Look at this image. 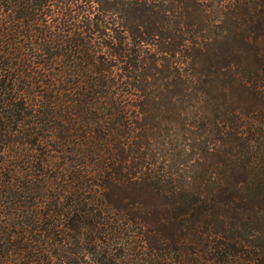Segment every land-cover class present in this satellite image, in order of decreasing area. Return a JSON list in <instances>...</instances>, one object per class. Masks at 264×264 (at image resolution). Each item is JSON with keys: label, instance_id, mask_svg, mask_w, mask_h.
Here are the masks:
<instances>
[{"label": "trees", "instance_id": "1", "mask_svg": "<svg viewBox=\"0 0 264 264\" xmlns=\"http://www.w3.org/2000/svg\"><path fill=\"white\" fill-rule=\"evenodd\" d=\"M0 264H264V0H0Z\"/></svg>", "mask_w": 264, "mask_h": 264}]
</instances>
